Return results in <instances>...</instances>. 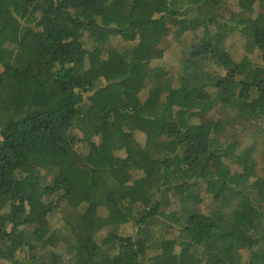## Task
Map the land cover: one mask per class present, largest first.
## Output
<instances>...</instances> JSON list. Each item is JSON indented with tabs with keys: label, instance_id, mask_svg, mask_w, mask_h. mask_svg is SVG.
Wrapping results in <instances>:
<instances>
[{
	"label": "trees",
	"instance_id": "trees-1",
	"mask_svg": "<svg viewBox=\"0 0 264 264\" xmlns=\"http://www.w3.org/2000/svg\"><path fill=\"white\" fill-rule=\"evenodd\" d=\"M0 264H264V0H0Z\"/></svg>",
	"mask_w": 264,
	"mask_h": 264
},
{
	"label": "rangeland",
	"instance_id": "rangeland-1",
	"mask_svg": "<svg viewBox=\"0 0 264 264\" xmlns=\"http://www.w3.org/2000/svg\"><path fill=\"white\" fill-rule=\"evenodd\" d=\"M232 4L228 3L224 10V16L229 17L232 13ZM178 25L176 21H170L169 26H168V31H167V36L164 41L159 43H154L150 44V57L152 61V66H160V67H165L168 70H171L172 79L175 80L180 76L181 73V68H180V61L182 58V53L183 51L187 48L188 45V38L187 36H181L178 34ZM187 38V39H186ZM237 37H233V40H235ZM135 36L132 35H125L122 37H112L109 41V43L106 45V49L108 50L109 48H117L119 50H125L131 48L135 43ZM158 45L159 48H158ZM241 47L238 45L237 42L234 41L233 45V50L236 53V58H241L243 56V51L240 49ZM98 52L97 54H99ZM102 56V55H101ZM95 57V58H94ZM257 58V57H255ZM100 60V55H94L91 60H88V64L91 61L92 62H98ZM258 60V59H256ZM104 80L107 81L108 79L111 78L110 74L105 75ZM148 97L147 90H144L141 95L140 99L141 101H145ZM210 116V115H209ZM205 121H209L212 118L207 117L204 118ZM217 135L220 134L219 130L217 129L216 132ZM138 139L142 144L145 142V135L142 133H138ZM44 173L47 171L44 170ZM202 198H203V203H202V211L207 213L209 212V209L214 203L209 199L208 194L205 191H202ZM61 214L57 213L52 216L51 221L53 226L61 225L62 224V219L60 218ZM127 231H130L131 233L134 232L135 228H132L131 225H126L123 227ZM103 236L105 239L107 238V234L109 233L108 228L103 229ZM129 232V233H130ZM109 240H111L109 236Z\"/></svg>",
	"mask_w": 264,
	"mask_h": 264
}]
</instances>
